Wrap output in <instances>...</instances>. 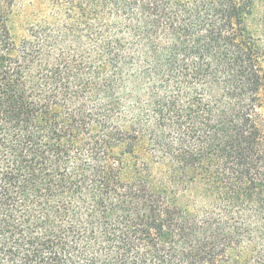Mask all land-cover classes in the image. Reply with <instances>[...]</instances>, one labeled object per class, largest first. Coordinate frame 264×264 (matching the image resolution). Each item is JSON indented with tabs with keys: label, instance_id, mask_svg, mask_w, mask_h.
<instances>
[{
	"label": "trees",
	"instance_id": "obj_1",
	"mask_svg": "<svg viewBox=\"0 0 264 264\" xmlns=\"http://www.w3.org/2000/svg\"><path fill=\"white\" fill-rule=\"evenodd\" d=\"M0 264H264V0H0Z\"/></svg>",
	"mask_w": 264,
	"mask_h": 264
}]
</instances>
